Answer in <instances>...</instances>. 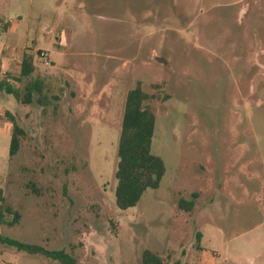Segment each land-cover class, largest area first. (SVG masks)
<instances>
[{
    "label": "rangeland",
    "instance_id": "rangeland-1",
    "mask_svg": "<svg viewBox=\"0 0 264 264\" xmlns=\"http://www.w3.org/2000/svg\"><path fill=\"white\" fill-rule=\"evenodd\" d=\"M25 52L48 99L0 90V196L20 214L0 235L78 264H142L145 250L264 264V0H0V75L21 88ZM137 82L158 97L152 152L166 171L121 210L117 148ZM8 114L25 131L12 158ZM0 264L60 263L0 243Z\"/></svg>",
    "mask_w": 264,
    "mask_h": 264
},
{
    "label": "trees",
    "instance_id": "trees-1",
    "mask_svg": "<svg viewBox=\"0 0 264 264\" xmlns=\"http://www.w3.org/2000/svg\"><path fill=\"white\" fill-rule=\"evenodd\" d=\"M36 70L34 56L25 52L21 59L20 75L13 79L19 84L26 82L24 87L21 88L12 83L11 75L7 74L5 77L0 75V90L22 100L25 104H32L35 99L41 103L42 98L48 99V84L43 76L36 73ZM157 98V96L147 94L141 82H137L126 95L115 171L117 180L115 202L121 210L136 206L146 190L157 189L166 171L163 159L152 152L156 117L151 102ZM166 99H169L168 96L164 98ZM10 118L13 131L9 156L12 158L20 149L25 131L12 116ZM178 206L182 210L190 211L194 207V202L181 199ZM7 215L13 216L11 221L6 219ZM19 220L20 214L11 207L4 206L3 198L0 196V225L13 226ZM200 237L201 235L198 236ZM0 243L18 251L43 255L60 264H78L77 260L64 250L50 251L41 246L27 244L3 235H0ZM142 264L166 263L153 252L145 250L142 254Z\"/></svg>",
    "mask_w": 264,
    "mask_h": 264
},
{
    "label": "water",
    "instance_id": "water-1",
    "mask_svg": "<svg viewBox=\"0 0 264 264\" xmlns=\"http://www.w3.org/2000/svg\"><path fill=\"white\" fill-rule=\"evenodd\" d=\"M156 60H157V62L162 63V64H166V63H167V62H166L164 59H162V58H156Z\"/></svg>",
    "mask_w": 264,
    "mask_h": 264
}]
</instances>
